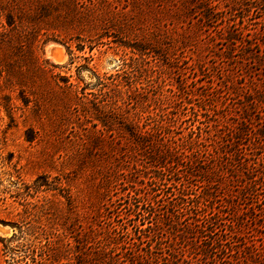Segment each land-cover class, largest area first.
Masks as SVG:
<instances>
[{
    "label": "trees",
    "instance_id": "trees-1",
    "mask_svg": "<svg viewBox=\"0 0 264 264\" xmlns=\"http://www.w3.org/2000/svg\"><path fill=\"white\" fill-rule=\"evenodd\" d=\"M68 1L0 0V113L9 119V127H14L16 113L21 111L24 115L23 109L29 107L31 101L27 100L24 87L29 58V64L49 75L55 88L62 92V120L72 116L78 120L93 118L103 127L99 138L108 164L94 172L96 180L99 178L95 194L125 196L111 205L113 213L108 204L99 206L94 213L97 223L88 229L79 222L74 264H264V91L258 93V99L248 109L257 114V121L244 119L234 131L218 136L216 145L203 146L199 133L191 139L178 138L166 129L170 126L162 123L163 119L161 122L148 116L141 124L142 115L130 117L129 111L124 112L119 105V88L122 82L132 87L136 79H120L119 75L98 77L94 88L81 89L57 73L58 67L49 69L40 64L36 54L38 23L45 22L43 17L55 15L47 20L61 24L55 25L53 31H66L65 43H75L78 52L85 54L89 50V56L82 57L88 64L94 61L97 48L121 52L124 65L128 64L129 55L131 60L146 62L151 54H158L171 44L178 27L191 29L190 21L197 18L208 25L217 23L223 14L233 13L241 0H223V8L217 0H142L152 13L159 14L154 18L160 21L159 25L154 28L138 27L135 17H130L133 11H111L112 4L105 0ZM249 2L257 8L264 0ZM61 7L66 11H61ZM227 34L229 41L243 40L236 34ZM181 36L183 39L187 34ZM58 40L47 38L45 42ZM257 45L250 43L247 47L251 56L248 60H254L255 65L261 57ZM163 56L168 59L167 54ZM260 63L263 65L262 58ZM88 89L94 92L87 93ZM19 101L24 108L16 104ZM27 135L31 141L32 132L27 131ZM139 156L148 161L145 163L150 165L151 176L144 175L143 180L125 176L131 172V163L133 171L139 172L140 164L134 161ZM18 178L8 186L0 183V193L11 194L10 198L23 206L27 219L32 220L38 206L30 210L33 204L29 199L38 194V179L33 186H26ZM58 190L64 194L67 191L61 196L70 207H76L78 203L70 189L60 184ZM5 201L0 198V204ZM240 202L247 208L241 209ZM122 207L126 210L124 219L133 223L132 230L118 220L123 211H117ZM228 226L233 228L229 237L237 239L235 246L243 247L237 254L222 258V253L230 252L224 240L228 236L224 228ZM13 227L20 230L17 225ZM250 230L262 238L261 246L253 242ZM84 239L91 240L89 247ZM15 240H19L16 234L7 241ZM5 241L4 250H8ZM27 249L32 262L38 264V249ZM238 254L246 261H241Z\"/></svg>",
    "mask_w": 264,
    "mask_h": 264
},
{
    "label": "rangeland",
    "instance_id": "rangeland-1",
    "mask_svg": "<svg viewBox=\"0 0 264 264\" xmlns=\"http://www.w3.org/2000/svg\"><path fill=\"white\" fill-rule=\"evenodd\" d=\"M105 1L112 4L109 6L111 11H133L130 17H135L138 27L154 28L159 25L160 21L154 19L159 14L152 13L142 0L140 3L137 0ZM217 1L221 2V8L226 6L223 0ZM240 3L233 13L223 14L224 17H220L217 23L208 25L197 18L190 21L191 29L178 27L177 34L164 51L151 54L146 62L131 60L129 55L126 57L129 65H124L121 52L116 54L105 48H97L94 61L88 64L82 57H88L89 50L85 54L78 52L75 43H65L66 31H53L55 25H61L47 22L55 17L53 14V17L41 18L45 22L38 23L36 54L40 64L49 69H53V65L58 67L55 69L57 73L81 89L94 88L98 84V77L119 75L120 79L124 76L136 79L137 83L132 87L122 82L119 88V105L124 112L129 111L130 117L142 115L141 124L148 116L156 121L163 119L164 122H161L170 126L166 129H170L178 138L191 139L199 133L203 146L216 145L214 142L220 141L218 136L224 137L229 131H234L244 119L257 121V114L249 113L248 109L253 107L251 104L258 99V93L264 91V3L257 8L249 0H241ZM61 9L66 11V8ZM228 32L236 34L238 38L243 37V40L229 41ZM182 34L187 36L182 39ZM47 38L59 40L45 42ZM256 42V51H260L261 55L257 58V65L254 60H248L251 56L247 48L250 43ZM163 54H167L168 59ZM26 74L24 87L30 105L24 108L22 102L16 103L24 108V115L18 111L16 126L9 127V119L0 113V183L8 186L20 177L26 186H33L38 179V194L29 199L33 204L30 210L38 206V213L28 220L25 208L10 198L11 194L0 193V198L6 199L0 204V264H34L27 249L29 246L38 249V264H74L78 251L79 222H83L88 229L92 223H97L94 213L99 206L108 204L109 212L113 213L114 207L111 205L125 195L95 194L99 178L96 180L94 172L108 162L102 139L99 138L102 125L93 118L78 120L72 116V119L62 120L64 109L61 103L64 96L55 88L49 75L29 64V58ZM91 89L86 92H94ZM27 131L32 132L31 141L27 140ZM137 159L134 161L140 164L139 172L133 171L131 163V172L125 176L133 175L142 180L144 175L150 177V165L145 163L148 161L141 156ZM60 184L75 195L77 208L70 207L61 196L68 192H60ZM246 205L242 202L240 208L246 209ZM123 208L117 211H123L118 220L120 224H128L132 230L133 223L124 219L126 210ZM87 213H91V216ZM13 224L19 226L20 230L14 228ZM224 230L228 233L224 240L230 252L227 255L219 254L222 258L237 254L243 247L241 244L237 248V239L229 237L233 230L231 226ZM252 230L249 236L257 246H261L264 241ZM14 234L19 240L8 242ZM4 240L9 245L8 250H4ZM84 240L86 247H89L91 240ZM239 254L240 260L246 261Z\"/></svg>",
    "mask_w": 264,
    "mask_h": 264
}]
</instances>
